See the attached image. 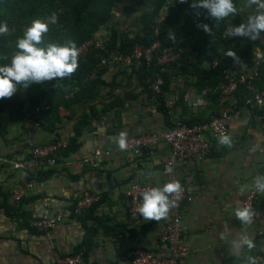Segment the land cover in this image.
<instances>
[{
	"label": "crops",
	"instance_id": "0c3cea01",
	"mask_svg": "<svg viewBox=\"0 0 264 264\" xmlns=\"http://www.w3.org/2000/svg\"><path fill=\"white\" fill-rule=\"evenodd\" d=\"M149 1L121 0L113 18L95 37L106 40L113 29L124 41L134 37ZM244 3L240 0L239 10L246 22L254 8L244 7ZM257 56L263 63L264 34L254 41L252 65L238 63L228 69L249 75ZM211 63L205 61L202 67L209 69ZM139 67L131 62L104 71L102 79L111 86L103 89L104 99L96 105L98 115L80 127L75 151L68 156L72 165L55 168L49 176L32 182L20 215L17 209L21 205L14 206L11 197L25 188L28 174L9 166L0 169V264H57V254H74L80 246L87 250L85 264H130L131 253L137 248L167 257L170 249L162 242V235L172 211L166 219L145 220L132 210L126 191L133 181L163 185L175 180L186 186L190 197L183 204V237L190 251L179 264H242V258L238 260L230 251L238 234H247L256 244L242 256L251 255L257 264H264V193L259 194L257 219L251 225H242L234 215L255 177L264 175V114L246 105L235 108L229 125L232 146H223L218 140L203 157L182 158L169 165L170 146L160 140L145 147L134 162L129 161L126 152L115 149L121 133L127 137L161 133L178 119L206 121L229 104L211 85H199L193 73L173 76L161 101L142 83ZM204 82L210 83V79ZM111 102L112 107L103 110V104ZM82 109L80 103L61 108V122L55 131L44 125L33 128L30 134L26 120L10 121L7 113L2 114L6 131L0 134V154L12 160H29L22 150L29 136L40 146L59 139L69 142L76 135ZM108 146L113 148L109 157L98 159L93 166L81 165L95 149ZM87 191L99 194L101 200L76 216L75 201ZM48 214L63 216V222L50 234L31 225Z\"/></svg>",
	"mask_w": 264,
	"mask_h": 264
},
{
	"label": "trees",
	"instance_id": "16d2710c",
	"mask_svg": "<svg viewBox=\"0 0 264 264\" xmlns=\"http://www.w3.org/2000/svg\"><path fill=\"white\" fill-rule=\"evenodd\" d=\"M120 1L0 0V23H7L9 27L7 35H0V65L11 62L12 55L17 51L15 47L17 39L22 36L23 31L31 25L34 19L48 22L52 16L56 17V23H49V31L44 35L45 43L63 44L67 40H72L79 48L82 44L95 38L100 29L113 18L116 5ZM169 1H149L142 14L140 30L134 37L124 41L118 36L116 29L111 30L106 41L107 49L119 54H127L136 45L148 48L158 39L161 45L154 53L149 72L160 81L164 91L163 95L156 93L159 100L163 101L173 76L184 73L197 75L199 85L209 84L215 88L219 96H222L220 83L225 79L224 70L233 64H253L254 41L241 37L228 38L226 35L230 26H238L245 22L239 10L240 0H234L238 8L237 14L220 21L208 17L206 10L190 8L188 4L193 0H188V3L172 0L170 4ZM164 10L165 17L159 22L158 19ZM197 11H199V15H196ZM198 24H207L211 29L210 32L206 34L202 28L197 27ZM156 27H158V34L155 33ZM170 49H182L183 54L175 62L159 64L158 56ZM229 50L236 52L239 62L225 55ZM214 60H218L219 65L209 69L202 67L205 61ZM78 62L79 68L69 78L32 84L27 88L18 86L17 92L11 98L0 100V134L4 135L6 131L1 122L4 113L8 114L10 121L26 120V131L28 132H32L33 128L37 126L44 125L55 131L61 122V108H70L72 105L80 103L83 109L75 125L76 135L70 139L68 147L62 150V155L67 157L75 151V142L81 132V125L87 124L98 115L96 105L104 99L103 89L108 85L111 86V83L102 79L104 72L94 79L88 78V73L98 62L94 53L89 54L85 59H78ZM145 66V64L140 65L138 74L143 84ZM259 74L255 85L257 88H263L264 62L259 67ZM207 79H210V83L204 82ZM144 86L146 85L144 84ZM249 95L250 91L246 84L242 83L233 96L227 97V102L237 108L244 105L245 98ZM111 107L112 102L103 104V110ZM250 107L257 110L258 113L264 114V105ZM186 122L188 124L197 123ZM27 148V145L23 144L22 150L26 151ZM3 156L8 157L7 155ZM53 170L56 169L26 171L27 179L31 182L44 179ZM24 200L21 204L24 203ZM21 211L22 205L17 209L19 215ZM75 253H82L84 262L86 261L87 250L83 246L78 247Z\"/></svg>",
	"mask_w": 264,
	"mask_h": 264
},
{
	"label": "built area",
	"instance_id": "2783aa9c",
	"mask_svg": "<svg viewBox=\"0 0 264 264\" xmlns=\"http://www.w3.org/2000/svg\"><path fill=\"white\" fill-rule=\"evenodd\" d=\"M172 0L168 3L170 4ZM166 10V8H165ZM165 10L159 17L161 22L165 17ZM158 34V27L155 28ZM106 40L95 37L82 44L79 49L78 59H85L89 54L94 53L98 59L97 65L88 73L89 79H94L102 74L107 68L113 65H124L136 62L139 65L145 64V74L143 82L146 87L159 95H163L161 83L155 79L149 72V66L153 61L155 51L160 48V41L156 39L153 44L145 48L136 45L129 50L127 54H119L115 51H109L106 47ZM183 54L182 49L167 50L158 56L159 64L175 62ZM252 72L249 75H240L231 69L224 70V81L220 83L222 97L233 96L238 90L240 84H246L250 95L245 98L244 105L262 107L264 105V87L257 88L256 79L259 78V67L263 61L261 56H257ZM219 65L218 60L211 63V67ZM235 108L232 104H227L225 108L210 117L206 121L188 124L183 119L175 121L174 125L161 133L145 132L138 135L127 137L128 148L124 152L128 154L129 161H135V157L142 152L145 147H151L156 142L166 141L170 146V156L168 164H174L178 159L189 157H203L209 154L215 147L218 138L222 134L229 135L230 122L233 119ZM31 132H29L30 134ZM26 155L29 160L17 161L9 157L0 155V169L5 167H13L18 170L37 172L49 168L66 167L72 165V160L63 157L62 150L69 145L67 140L60 139L55 143L47 145H37L29 136L26 141ZM115 149H119L118 144ZM112 146L100 147L95 149L89 157L80 161L82 166H93L98 159L107 158L112 154ZM120 150V149H119ZM181 184V192L170 197L175 202V206L171 208L172 217L166 225L162 235V242L169 246L170 254L167 257H160L156 253L148 252L144 249L137 248L131 253L130 264H179L189 254V247L184 241V233L186 225L183 219V204L190 199L186 186ZM163 185H153L148 182L133 181L127 187V197L130 200L131 208L137 211L142 203V193L149 187H162ZM33 187V183L26 181V186L19 190L11 197L14 206H20L26 196L28 190ZM258 192L251 189L246 195L243 205H251L256 211V204L259 199ZM101 197L99 194L87 191L75 201L74 214L76 216L83 215L86 211L99 203ZM257 215L254 217V221ZM23 220V219H21ZM63 222L62 215H43L31 222V225L39 232L50 234L56 230ZM57 264H85L82 253L75 254H57Z\"/></svg>",
	"mask_w": 264,
	"mask_h": 264
},
{
	"label": "clouds",
	"instance_id": "9594fccd",
	"mask_svg": "<svg viewBox=\"0 0 264 264\" xmlns=\"http://www.w3.org/2000/svg\"><path fill=\"white\" fill-rule=\"evenodd\" d=\"M180 2L188 3V0ZM188 5L195 10H206L208 17L215 21L226 19L238 12L234 0H193ZM244 7L254 8V14L249 15L246 22L238 26H230L226 35L228 38L259 40L264 34V0H245ZM196 15H199V11ZM49 23H56V17L52 16L48 22L34 19L17 39V51L12 55L11 62L0 65V100L11 98L17 92L18 86L27 88L32 84L69 78L79 68V49L74 41L67 40L63 44L45 43L44 35L49 31ZM197 27L202 28L206 34L211 30L207 24H198ZM8 33L7 23H0V35ZM225 55L239 62L236 52L229 50ZM218 140L223 146H232V138L227 134H222ZM117 143L121 151L127 150V134L121 133ZM251 188L258 193H264V175H257ZM181 190L178 180L166 182L162 187H149L142 193L138 213L148 221L166 219L171 208L175 206L170 197L179 194ZM234 215L242 225H251L257 213L251 205H242L236 208ZM255 247V241L247 234H238L231 241L230 251L238 260L242 258V264H257L255 257L242 256L245 249L251 252Z\"/></svg>",
	"mask_w": 264,
	"mask_h": 264
},
{
	"label": "rangeland",
	"instance_id": "374dc122",
	"mask_svg": "<svg viewBox=\"0 0 264 264\" xmlns=\"http://www.w3.org/2000/svg\"><path fill=\"white\" fill-rule=\"evenodd\" d=\"M107 37V36H106ZM107 39V38H106Z\"/></svg>",
	"mask_w": 264,
	"mask_h": 264
}]
</instances>
